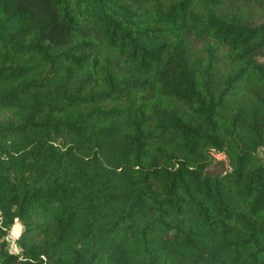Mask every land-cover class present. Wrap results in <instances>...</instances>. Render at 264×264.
<instances>
[{"label":"trees","instance_id":"obj_1","mask_svg":"<svg viewBox=\"0 0 264 264\" xmlns=\"http://www.w3.org/2000/svg\"><path fill=\"white\" fill-rule=\"evenodd\" d=\"M258 2L0 0V264H264Z\"/></svg>","mask_w":264,"mask_h":264},{"label":"rangeland","instance_id":"obj_2","mask_svg":"<svg viewBox=\"0 0 264 264\" xmlns=\"http://www.w3.org/2000/svg\"><path fill=\"white\" fill-rule=\"evenodd\" d=\"M233 1L236 2L238 6H240L241 10L248 9V18L250 20L257 21L259 19L258 18V14L260 13V9H259L260 5L258 2L259 0H233ZM259 60L264 63V56L259 58ZM255 156L257 160L264 165V146L257 147L255 151ZM227 170H229V167L227 165L226 159L223 156L218 158H213V160L206 168V172L212 175L221 174ZM19 229H20V223L15 222L6 236L8 249L14 253L17 252V250H15L16 247L15 238L18 235Z\"/></svg>","mask_w":264,"mask_h":264},{"label":"built area","instance_id":"obj_3","mask_svg":"<svg viewBox=\"0 0 264 264\" xmlns=\"http://www.w3.org/2000/svg\"><path fill=\"white\" fill-rule=\"evenodd\" d=\"M212 155L215 157V158H218V157H221L222 155H220L219 153H212ZM218 156V157H217ZM15 250H18L17 246L15 247Z\"/></svg>","mask_w":264,"mask_h":264}]
</instances>
